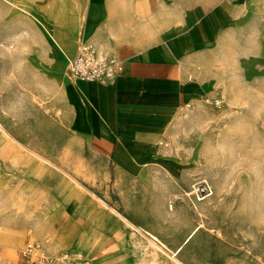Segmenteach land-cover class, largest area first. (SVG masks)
<instances>
[{"label": "rangeland", "instance_id": "rangeland-1", "mask_svg": "<svg viewBox=\"0 0 264 264\" xmlns=\"http://www.w3.org/2000/svg\"><path fill=\"white\" fill-rule=\"evenodd\" d=\"M16 1L0 0V264L28 241L64 264H264V0H242L192 63L204 93L146 168L114 167L74 134L70 61L87 42L137 52L212 1ZM202 180L213 194L197 201Z\"/></svg>", "mask_w": 264, "mask_h": 264}, {"label": "crops", "instance_id": "crops-1", "mask_svg": "<svg viewBox=\"0 0 264 264\" xmlns=\"http://www.w3.org/2000/svg\"><path fill=\"white\" fill-rule=\"evenodd\" d=\"M211 1L183 31L137 52L122 51L117 57L123 61V71L110 83L75 78L67 85L74 134L110 165L146 168L164 163L163 142L170 125L182 108L204 93L192 63L240 19L242 2L247 3Z\"/></svg>", "mask_w": 264, "mask_h": 264}, {"label": "built area", "instance_id": "built-area-1", "mask_svg": "<svg viewBox=\"0 0 264 264\" xmlns=\"http://www.w3.org/2000/svg\"><path fill=\"white\" fill-rule=\"evenodd\" d=\"M71 76L88 81L110 83L123 71V61L113 55L104 54L95 44L83 43L74 58L70 61ZM189 194L201 201L213 194L211 185L206 181H196ZM9 264H64L59 257L46 254L40 242L28 241L20 253V257ZM78 264H88L83 260Z\"/></svg>", "mask_w": 264, "mask_h": 264}, {"label": "bare ground", "instance_id": "bare-ground-1", "mask_svg": "<svg viewBox=\"0 0 264 264\" xmlns=\"http://www.w3.org/2000/svg\"><path fill=\"white\" fill-rule=\"evenodd\" d=\"M11 2H13L15 5L21 7V8H24L25 6H23L22 4H19L16 0H10ZM88 2L91 1V0H87ZM50 4L53 2V0H50L49 1ZM52 6V5H51ZM51 8V7H50ZM61 8H64V7H61ZM56 9V8H55ZM64 13V9L61 10V13L59 12L60 15H62ZM64 15V14H63ZM71 18L72 19H79L80 17V14L78 13V11L74 10V11H71V14H70ZM70 69V67H69ZM69 73H70V70H69ZM71 76V73L69 74ZM20 144V143H19ZM34 153V152H33ZM43 161V160H42ZM48 161V160H47ZM46 163V162H45ZM55 166V164H53ZM187 194L189 193V191L186 192ZM170 209H173V206L170 205ZM120 216V215H119ZM201 228V224H197L195 225V227L191 230V232L187 235V237L185 238L184 242H187L199 229ZM153 240H157V237L156 236H152L151 237ZM91 239V238H90ZM92 242H93V239H92ZM158 244V243H157ZM182 244L180 245V247L178 248L177 251L181 250L182 248ZM160 249H162L160 247ZM179 263V262H178Z\"/></svg>", "mask_w": 264, "mask_h": 264}]
</instances>
